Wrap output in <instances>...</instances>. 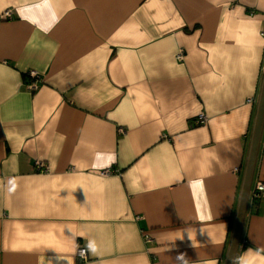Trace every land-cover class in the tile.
Here are the masks:
<instances>
[{"label":"crops","instance_id":"obj_1","mask_svg":"<svg viewBox=\"0 0 264 264\" xmlns=\"http://www.w3.org/2000/svg\"><path fill=\"white\" fill-rule=\"evenodd\" d=\"M262 32L264 0H0V264H224ZM233 264H264L250 192Z\"/></svg>","mask_w":264,"mask_h":264},{"label":"water","instance_id":"obj_2","mask_svg":"<svg viewBox=\"0 0 264 264\" xmlns=\"http://www.w3.org/2000/svg\"><path fill=\"white\" fill-rule=\"evenodd\" d=\"M262 130H264V75H262L260 92L256 104L252 134L244 170V176L242 180V186L240 190L239 201L236 210L235 222L224 264H233L237 252V247L240 242L242 223L248 202L250 186Z\"/></svg>","mask_w":264,"mask_h":264},{"label":"built area","instance_id":"obj_3","mask_svg":"<svg viewBox=\"0 0 264 264\" xmlns=\"http://www.w3.org/2000/svg\"><path fill=\"white\" fill-rule=\"evenodd\" d=\"M4 15L5 16L9 15V11L8 10L5 11ZM262 35H264V32H262ZM181 55H182L181 52H179L176 56H177V58H181L182 57ZM28 76H30V78H32L34 80L37 77V73L33 70H30L28 72ZM29 87L35 88L34 81H31L29 83ZM247 101L252 102L253 100L251 98H248ZM205 120H206V116L204 114H200L198 116V118H196L194 120V123L195 124L203 123V122H205ZM40 165H41V163L38 164V166H40ZM108 173H109V170H107V169L101 172V174H103V175L108 174ZM250 198L253 201H257V200H260L261 198H264V182L257 181L254 184L253 188L250 190ZM82 250H84L83 247H78L76 249V256H78L79 258H82ZM85 258H86V255H84V258H82V259H85Z\"/></svg>","mask_w":264,"mask_h":264},{"label":"clouds","instance_id":"obj_4","mask_svg":"<svg viewBox=\"0 0 264 264\" xmlns=\"http://www.w3.org/2000/svg\"><path fill=\"white\" fill-rule=\"evenodd\" d=\"M96 250L97 248L95 241H89L86 246V249L82 250V258H84V255H86L89 252L95 254ZM177 259L181 260L183 264H187V261L184 259L183 254H178Z\"/></svg>","mask_w":264,"mask_h":264}]
</instances>
